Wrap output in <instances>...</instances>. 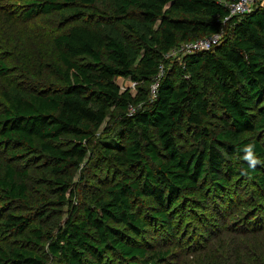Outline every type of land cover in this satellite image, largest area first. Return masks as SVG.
<instances>
[{
    "label": "trees",
    "instance_id": "16d2710c",
    "mask_svg": "<svg viewBox=\"0 0 264 264\" xmlns=\"http://www.w3.org/2000/svg\"><path fill=\"white\" fill-rule=\"evenodd\" d=\"M111 1L113 13L94 28L77 25L57 35L47 55L17 43L29 74L52 75L59 84L32 90L34 78L28 79L29 89L20 82L2 92L0 150L8 158L0 165V197L27 202L28 171L20 165L31 157L49 165L56 185L70 186L65 173L84 161L114 108L120 110V142L103 153L120 179L94 196L92 205L81 211L73 206L54 236L34 224L31 215L7 213L0 220V264H48L33 249L42 246L58 264H169L175 256L172 245L180 249L178 227L186 225L187 236L189 228L202 237L210 234L216 227L214 210L218 215L237 199L241 202L235 189L246 180L253 193L244 205L251 201L254 211L236 229L264 228V6L224 23L230 14L226 4L238 0ZM98 3L24 0L19 20L27 24L54 12L79 18L85 15L80 7ZM220 33L221 43L213 50L183 56L181 64L169 66L166 56L178 45ZM9 70L0 59V78H7ZM119 79L156 84L155 99L148 100L149 87H138L136 97ZM216 107L223 114L213 128L209 119ZM187 133L193 139L190 147L180 141ZM67 136L79 142L60 146ZM249 143L262 161L255 169L242 158L241 149ZM66 188L59 196L62 203ZM141 201L149 212L144 213ZM34 212L39 222L48 215L42 209ZM255 246L252 253H261ZM214 255L208 251L199 264H225ZM235 255L232 264H244Z\"/></svg>",
    "mask_w": 264,
    "mask_h": 264
},
{
    "label": "rangeland",
    "instance_id": "374dc122",
    "mask_svg": "<svg viewBox=\"0 0 264 264\" xmlns=\"http://www.w3.org/2000/svg\"><path fill=\"white\" fill-rule=\"evenodd\" d=\"M23 5L24 0H0V42L3 43L4 48L0 52V59L4 60L10 68L7 78H0V107L3 103L1 94L8 89L9 84L27 82L24 85L29 89L28 79L34 78V83L31 82L32 90H43V86L50 83L59 84L58 80L53 78L52 75L38 77L29 74L23 68V52L21 49H16L17 43L25 42L29 46L28 48L38 49L46 54L51 51L53 39L57 35L67 32L77 25H86L94 28L100 20L102 21L103 17L114 12L111 0H99L96 8L80 7V11L85 15L79 18H70L69 12L66 14L54 12L48 16L42 15L27 24H21L19 8ZM181 47L182 44L178 45L166 56V60L171 63L169 64L170 67L174 63L181 64V59L183 58ZM118 83L123 89H130L136 97L138 96V87L144 89L149 87V90H147L149 91L148 100L153 101L155 99L156 84L152 83L150 86H146L142 83L137 85L122 79H119ZM133 111L134 109L131 108L130 113ZM222 114L223 111L219 107L214 108L213 114L209 119L210 127L215 128L219 124V116ZM119 115L120 110L117 108L109 111L106 121L95 133L93 143L87 150L84 161L78 167H71L65 173L66 180L70 181L71 179L70 186L67 188L56 185L55 179L48 172L49 165L41 157H31L25 160L20 166L28 171L25 181L29 190L28 200L23 204L14 203L0 197V220L7 213L22 216L31 215L34 218V224L37 225L39 223L44 228L45 233H51L54 236L70 217L73 206L81 211L84 207L92 205L94 196L107 188L113 180L117 181L120 179L119 170L103 153L107 146L117 147V143L120 142ZM181 137V144L184 147H190L193 142L190 134H183ZM78 142L73 137L67 136L61 138L59 145L69 148ZM7 158L4 149L3 152L0 150L1 166L7 162ZM250 185V181L246 180L240 184V188L236 187L235 194L241 198V202L237 199L231 207L226 210L223 209L224 211H221L218 215L217 210H214L217 221H215L216 227L211 228V233L207 234V236L202 237L198 234L197 229L193 228H189L187 236L185 235V231H187L186 225L179 226L176 242L180 249L176 250V246L172 245L175 256H170L169 264H199V260H202L203 255L208 251L215 254V260L225 264L234 263L236 253L240 255L244 264H264V228L258 232L249 230L248 232H239L236 229L237 223L243 221L248 216L247 214L254 211L250 205L251 201L244 205L246 198H248L253 189ZM64 188H66V201L62 203L59 200V196ZM256 201L258 199H254L252 203H259ZM141 202L142 205H139L143 207L144 213L149 212L147 208L149 205L144 201ZM212 203L221 208L220 202L216 203L213 201ZM213 204L212 207H214ZM36 209H42L45 213H48L44 220L39 222V219L34 214ZM189 225L193 226V223ZM6 239L12 238L8 235ZM157 239L162 241L163 238L158 236ZM255 244L260 245L261 253H252L254 247H256ZM220 245L225 247V251H229V255L225 254ZM163 246L168 247L167 243H163ZM33 249L44 256L48 264H58L49 256L45 246L33 247Z\"/></svg>",
    "mask_w": 264,
    "mask_h": 264
},
{
    "label": "built area",
    "instance_id": "2783aa9c",
    "mask_svg": "<svg viewBox=\"0 0 264 264\" xmlns=\"http://www.w3.org/2000/svg\"><path fill=\"white\" fill-rule=\"evenodd\" d=\"M262 6H264V0H238L235 2H229L226 4V7L228 8L230 14L223 22L226 23L232 17L237 15L249 14ZM222 34L223 33H220L204 39L182 44V56L185 57L189 54L213 50L215 47L220 45Z\"/></svg>",
    "mask_w": 264,
    "mask_h": 264
},
{
    "label": "clouds",
    "instance_id": "9594fccd",
    "mask_svg": "<svg viewBox=\"0 0 264 264\" xmlns=\"http://www.w3.org/2000/svg\"><path fill=\"white\" fill-rule=\"evenodd\" d=\"M241 151L244 153L243 160L246 161L247 165L251 169H255L262 161L255 154V145L253 143L246 144ZM246 169L244 173H246ZM242 173V174H244Z\"/></svg>",
    "mask_w": 264,
    "mask_h": 264
}]
</instances>
